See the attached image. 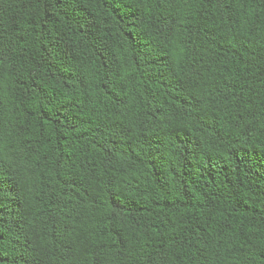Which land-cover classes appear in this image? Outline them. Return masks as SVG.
<instances>
[{
    "label": "trees",
    "instance_id": "16d2710c",
    "mask_svg": "<svg viewBox=\"0 0 264 264\" xmlns=\"http://www.w3.org/2000/svg\"><path fill=\"white\" fill-rule=\"evenodd\" d=\"M0 264H264V0H0Z\"/></svg>",
    "mask_w": 264,
    "mask_h": 264
}]
</instances>
